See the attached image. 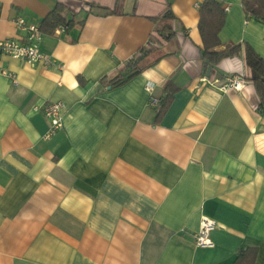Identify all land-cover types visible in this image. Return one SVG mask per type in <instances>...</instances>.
<instances>
[{
  "label": "crops",
  "instance_id": "1",
  "mask_svg": "<svg viewBox=\"0 0 264 264\" xmlns=\"http://www.w3.org/2000/svg\"><path fill=\"white\" fill-rule=\"evenodd\" d=\"M201 1L0 0V39L25 42L16 18L39 26L55 3L71 20L33 41L51 65L0 54V264H264V114L242 47L204 71ZM217 1L219 48L264 59V21ZM164 23L173 34L139 51ZM229 75L241 89L218 87ZM165 90L157 120L148 98ZM49 101L64 109L45 137ZM203 217L209 247L194 242Z\"/></svg>",
  "mask_w": 264,
  "mask_h": 264
},
{
  "label": "trees",
  "instance_id": "2",
  "mask_svg": "<svg viewBox=\"0 0 264 264\" xmlns=\"http://www.w3.org/2000/svg\"><path fill=\"white\" fill-rule=\"evenodd\" d=\"M241 5L246 16H252L256 20L264 21V0H241ZM101 9L104 13L111 12L108 8L101 7ZM169 9V6L166 7L159 17H154V22H157L158 20L172 19L174 16ZM197 9L199 10L197 27L200 33L199 35L201 36V61L204 71L214 69L218 60L221 58L238 55L240 47H242V60L248 69V75L243 78L252 83L258 97L257 110L264 114V59H261V56L247 44H244L243 46L240 44H232L219 48L220 41L218 38V32L223 25L225 14L219 1L202 0ZM63 11L64 7L60 3H55L50 12L42 19L40 25L37 26V29L49 32L57 25H61L63 28L69 27L71 25V20H65ZM172 34L173 32L169 23H164L161 27L155 28L154 32L151 34L149 43H160L162 40L169 38ZM139 51L142 53L144 52V54L148 52L145 47H142ZM134 63L135 59L131 58L126 64L128 67L126 73H116L112 77H106L108 78L109 86L112 87L119 85L131 76L137 74L140 69ZM170 101V91H166L165 95L158 98L157 107L154 108L157 120L163 115Z\"/></svg>",
  "mask_w": 264,
  "mask_h": 264
},
{
  "label": "built area",
  "instance_id": "3",
  "mask_svg": "<svg viewBox=\"0 0 264 264\" xmlns=\"http://www.w3.org/2000/svg\"><path fill=\"white\" fill-rule=\"evenodd\" d=\"M227 9L226 7H223ZM15 25L18 29L24 30L27 32L25 42H20L15 38H6L0 39V54L8 55L15 59H20L25 61V63H36L41 62L43 65L48 66L51 65V59L49 56L44 55L43 53L39 52V50L34 46L33 41H38L40 39V31L37 29V25L35 24H28L24 21V19L18 17L15 20ZM57 31L64 30L63 26L56 27ZM156 43H147L145 44V48L150 50L152 45ZM138 54L131 58H136L140 56ZM130 58V59H131ZM4 75L9 77L13 82L14 74L11 72L2 71ZM202 81H208V78L202 77ZM219 86L222 90L227 89H241L242 85L244 84V80L236 75H229L224 76L221 80L218 81ZM152 85H147L146 90H150ZM148 105L156 108L158 104V98L155 97L153 94H150L148 98ZM64 109V105L61 101H49L43 105L41 111L48 121V131L45 137H48L51 133L55 132L61 126V114ZM215 226V223L207 218H201L200 225L196 233L194 234V242L197 246L201 247H209L211 246L212 242L209 238V231H211Z\"/></svg>",
  "mask_w": 264,
  "mask_h": 264
}]
</instances>
